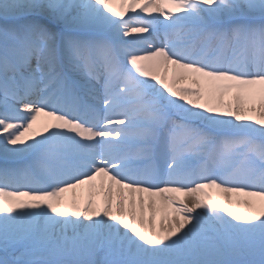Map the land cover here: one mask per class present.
<instances>
[{"label":"snow or ice","instance_id":"snow-or-ice-1","mask_svg":"<svg viewBox=\"0 0 264 264\" xmlns=\"http://www.w3.org/2000/svg\"><path fill=\"white\" fill-rule=\"evenodd\" d=\"M0 264H264V0H0Z\"/></svg>","mask_w":264,"mask_h":264},{"label":"bare ground","instance_id":"bare-ground-1","mask_svg":"<svg viewBox=\"0 0 264 264\" xmlns=\"http://www.w3.org/2000/svg\"><path fill=\"white\" fill-rule=\"evenodd\" d=\"M42 120H43V118H42ZM78 194H79V193H78ZM83 194H84L85 196L88 194L87 189H85V190L83 191Z\"/></svg>","mask_w":264,"mask_h":264}]
</instances>
